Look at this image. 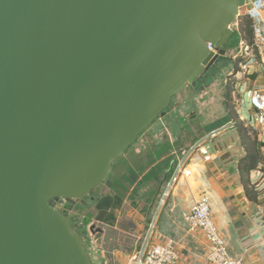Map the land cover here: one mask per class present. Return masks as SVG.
Here are the masks:
<instances>
[{
  "label": "water",
  "instance_id": "1",
  "mask_svg": "<svg viewBox=\"0 0 264 264\" xmlns=\"http://www.w3.org/2000/svg\"><path fill=\"white\" fill-rule=\"evenodd\" d=\"M242 1L0 0V264H95L52 201L100 194L173 98L227 57Z\"/></svg>",
  "mask_w": 264,
  "mask_h": 264
},
{
  "label": "crops",
  "instance_id": "2",
  "mask_svg": "<svg viewBox=\"0 0 264 264\" xmlns=\"http://www.w3.org/2000/svg\"><path fill=\"white\" fill-rule=\"evenodd\" d=\"M253 2L254 0H243L241 13H247L249 4ZM259 68V66H254L247 74L252 71L259 73L261 72ZM259 80L263 78L260 76L258 81L252 84V82L243 81L242 78H236L234 105L239 118L245 113L251 89L264 88V82H259ZM217 113L221 112H218L210 100L203 107L199 105L189 107L186 104L174 106L163 118L164 121L156 128L157 133L153 137L152 146L169 144L170 151L162 157V159L172 158L171 167L166 172L169 180L176 170L180 149L198 141L204 135L203 129L207 125L224 117L227 114L226 105L220 115ZM173 123H176L177 130H171ZM256 129L259 131V140L262 143L264 155V127L260 126ZM221 145L224 150L219 152ZM152 146H148L142 153L145 155ZM229 152H231V159L236 156L234 162L227 170L218 173L220 164L215 165V159ZM243 155L244 151L240 146L236 130H231L225 137L208 145L206 155L198 153L192 158L189 166L192 171L191 176L181 177L167 198L161 209L153 240L156 242L174 241L180 252L178 264H210L206 257L209 246L203 233L192 228L185 217L190 208L203 199L210 202L214 221L227 241L230 254L243 258L244 264H264V228L257 217L259 207L264 206V199L251 185L252 176L256 170L250 172L245 180L241 177L238 164ZM134 189L135 187H132L129 194L135 197L142 190L141 199L146 206L147 215L143 218L134 210L136 215L134 213V220L132 224H129L134 228H130L131 236L127 239L119 230L120 220L114 226H109L111 233L104 231L100 234L103 243L102 264H111L112 261L116 264H129L130 258L141 248L147 232V222L154 212L155 208L152 207L159 196L161 187H157V184L151 181L143 185L137 195L133 194ZM140 231H143V234Z\"/></svg>",
  "mask_w": 264,
  "mask_h": 264
},
{
  "label": "built area",
  "instance_id": "3",
  "mask_svg": "<svg viewBox=\"0 0 264 264\" xmlns=\"http://www.w3.org/2000/svg\"><path fill=\"white\" fill-rule=\"evenodd\" d=\"M243 7V6H242ZM247 13L254 23V45L250 46L244 41L239 44L240 56L239 71L236 78H243L249 69L259 66L264 71V0H254L249 4ZM242 9V8H241ZM234 26H237L236 24ZM233 26V28H234ZM210 51L217 54L215 47L209 44ZM241 107H243L241 105ZM241 120L254 128L264 127V88L251 89L248 105ZM240 112V111H239ZM235 123L229 122L202 135L198 141L184 146L178 154V164L170 180L167 182L163 194L147 222V232L144 235L141 248L130 258L129 264H178L180 252L176 243L172 240L156 242L158 220L162 207L167 198L173 192L181 177H189L192 174L189 168L192 158L198 154H207V146L225 137L231 130H235ZM256 170L252 176L251 185L254 190L264 199V170ZM186 220L192 228L201 231L208 243L209 251L207 260L210 264H244L243 258L234 257L230 254L227 241L221 234L214 221L210 202L203 199L196 202L186 214ZM260 225L264 228V206H260L257 212ZM111 264H116L111 262Z\"/></svg>",
  "mask_w": 264,
  "mask_h": 264
},
{
  "label": "rangeland",
  "instance_id": "4",
  "mask_svg": "<svg viewBox=\"0 0 264 264\" xmlns=\"http://www.w3.org/2000/svg\"><path fill=\"white\" fill-rule=\"evenodd\" d=\"M237 46L233 50L231 49L225 59L220 60L206 75L202 76L200 82H197L194 86L189 85L188 88L175 96L171 102L169 109L166 111L165 115L156 120L154 122L153 127L148 131L143 137L137 141L129 151L125 154L122 161L115 163L117 166V170L110 172L108 179L105 181L102 190L98 196L94 193L89 196L85 203L78 204L71 213L70 221L74 223H78L80 225H84V231L82 235L84 236L86 243L89 248V252L94 260L95 264H102V238L101 235H98L97 231L99 228L103 229L105 232L111 233L109 231V226H114L115 223L119 221V230L123 232L124 238H128L131 236L130 228L133 226H129V224L134 220V213H139V216L145 218L146 206L142 203V195L141 191L137 196H130V189L126 188L124 185H115V187H110V178L114 174L116 175L118 170H123L120 166L125 160H137L140 152L146 151L148 146H152L153 137L157 133L158 126L160 123L164 121L166 114L170 112L174 106H178L181 104H186L187 106L199 105L204 106L208 101H212V104L215 108H217L218 112L223 111L226 100V85L229 79V76L233 74L235 71L237 72L236 59L237 56H240V49ZM261 72L257 73V71H252L250 74H245L243 76V81L252 82L255 84L259 77L261 76L263 80H259V82H264V71L259 68ZM239 81V80H238ZM233 103H235V95L233 93ZM221 113H217L220 115ZM177 130L176 123L172 124L171 130ZM172 133V132H170ZM150 144V145H149ZM233 157V160H235ZM163 194V190L161 192V196ZM119 197H123L124 200H119ZM161 196H159L161 198ZM109 197L111 200H117V207L103 208L101 202H104L105 198ZM158 198V199H160ZM157 199V200H158ZM101 211H107L108 215L106 216L104 224H100L97 222V217ZM146 213V214H145ZM136 215V213H135ZM90 221V224L87 221ZM141 224V223H140ZM96 226V232H91L89 230L90 226ZM144 226V225H143ZM98 228V229H97ZM134 228V227H133ZM137 228V227H136ZM143 234V231L141 232ZM139 234V233H138ZM140 234V235H141Z\"/></svg>",
  "mask_w": 264,
  "mask_h": 264
},
{
  "label": "trees",
  "instance_id": "5",
  "mask_svg": "<svg viewBox=\"0 0 264 264\" xmlns=\"http://www.w3.org/2000/svg\"><path fill=\"white\" fill-rule=\"evenodd\" d=\"M237 26H234V35L230 40L231 49L239 46L241 41H244L246 44L253 46L254 45V23L253 19L248 14L241 13L237 23ZM242 59L236 60L237 72L239 71V62ZM231 74L226 85V109L227 114L207 125L203 129V133L206 134L211 130L219 128L220 126L227 124L229 122L235 123V130L239 137L240 146L244 151V155L240 158L238 169L241 174L242 179H246V176L250 172L262 168L264 166V155L262 153V143L259 140V131L252 127L246 125L237 115L236 107L233 103V93L236 82V74ZM170 151V146L168 143H163L159 146H152L149 148L148 152L144 155L142 152L138 156L137 160H125L120 166L123 170H118L117 174L112 175L110 178V187L113 188L115 185H124L126 188L131 189L135 187L133 194L137 193L142 189L143 185L148 184L153 181L157 184V187H161L159 196H161L162 190L169 181L167 177V171L171 167L172 158L166 157L162 159ZM162 159V160H161ZM159 161V162H158ZM117 163V162H115ZM112 165L111 171L117 170L116 164ZM144 175V177H142ZM142 177V181L140 180ZM158 196V198H160ZM157 198V199H158ZM119 200H124L123 197H119ZM159 199L156 200L153 204V209L156 208ZM53 204V201H52ZM103 208L117 207V200L113 201L109 197H106L104 202H101ZM87 223L90 224L88 220ZM100 235V234H99ZM88 246V245H87Z\"/></svg>",
  "mask_w": 264,
  "mask_h": 264
},
{
  "label": "flooded vegetation",
  "instance_id": "6",
  "mask_svg": "<svg viewBox=\"0 0 264 264\" xmlns=\"http://www.w3.org/2000/svg\"><path fill=\"white\" fill-rule=\"evenodd\" d=\"M214 67V66H213ZM212 67V68H213ZM211 68V69H212ZM211 69L208 71V72H205L204 73V76H206L210 71H211ZM203 76V75H202ZM202 78V77H201ZM198 82H200V80L198 81ZM93 194V193H92ZM78 204H81V203H75V204H73V203H71V202H69L67 199H64V198H57V199H54L53 200V205L54 206H56L60 211H62L69 219H71V213H72V210L78 205ZM106 219V218H105ZM74 224H77L80 228H81V230H82V233H83V231H84V225H80V224H78V223H74ZM101 224V223H100ZM104 224V223H103ZM102 224V225H103ZM98 229V228H97ZM89 230L91 231V232H96V226H94V225H92V226H90L89 227ZM98 231V230H97ZM97 233V232H96ZM99 234H101L100 232H99ZM98 234V235H99Z\"/></svg>",
  "mask_w": 264,
  "mask_h": 264
}]
</instances>
